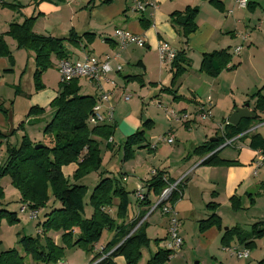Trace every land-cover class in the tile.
Returning <instances> with one entry per match:
<instances>
[{
  "label": "crops",
  "instance_id": "obj_1",
  "mask_svg": "<svg viewBox=\"0 0 264 264\" xmlns=\"http://www.w3.org/2000/svg\"><path fill=\"white\" fill-rule=\"evenodd\" d=\"M88 1L89 0H62L60 3L42 2L34 5L29 0H23L22 9L20 10V14L23 15L21 19L34 17L33 32L38 35L58 39H67L70 32L74 34L72 38H81L84 34L93 35L91 38H81L80 41H76L78 44L77 48L74 47L73 44L66 43L67 60H81L85 56L103 59L118 54V59L113 60L111 66L114 67L115 63L120 64L121 71L109 74L107 78L112 83L104 85L105 89L111 93L114 106L123 102V93L131 86L132 89L137 90L138 93L146 91L145 94L147 96H156L159 102L157 104L160 106L162 104L164 106V112L171 109V111L173 110L178 113L189 115L188 121L182 122V124L178 126H167L163 132L162 135H164V137L167 134L174 137L173 146H171V144L167 145L166 142L160 143L162 141L160 137L156 138L152 134L153 131H151L152 133L146 132L144 143L149 144V148H134L132 158L127 161H123L122 154L121 168L123 173L118 184L129 193V206L123 223L128 225L138 216L143 217L139 223L145 221L148 227L146 232L153 229L163 230L165 232L164 238L166 239L168 218L162 215L160 211H158L159 209L150 212L158 199L150 193L147 194L146 204H141L137 202L134 197V191L137 187L140 185L147 186L153 172L162 171L164 172V178L169 181L168 186L182 179L181 184H179L181 190L179 199L174 205V210L179 221V234L183 240V244H185V241L191 243L192 240V245L190 244L191 247L200 250V254L209 260V264H228L227 259L230 258L231 255H228V252L225 250L226 247H224L221 242V238L227 229L238 226L237 219L241 218V213L243 211L249 209H252L251 217L258 219L256 222L264 221L261 220L262 217H264V212L257 209L259 206L252 198V194H250L252 191L256 193L257 190L261 191L262 188L264 189V167L257 170L254 174L252 163L258 151H253L248 147V140L240 145V138L231 140L233 141L231 148L234 153H231L230 156L227 154V157H221V153L224 149L218 153L220 159L234 162L236 165H202L201 163L205 157L201 158L193 155L192 151L203 145L206 141H210L214 133L209 132L210 129L206 126V123L209 124L210 121L202 123L201 119L196 115V110L198 105L203 103L201 100L209 97L211 100V105L209 107V113L211 115L210 120L214 122L215 111L221 101L219 98L220 92L225 94V91H228L227 95L231 96L230 92L235 90L240 93L241 100H239L240 104H237V102L233 100L231 106L227 110L230 113L228 114L229 117L234 109L243 107L244 104H248V110L253 112L254 100H251L249 97L264 85V61L262 57L260 60L257 59L255 53L252 52H248L243 59L238 60L236 63H232L231 61L229 66L232 65L233 69H230L229 71L231 72L227 73V75L231 74V80L226 90H222L221 87L223 85L221 86L220 81L221 78L225 76V73H220L217 78H210L199 72V66L202 55L213 51L229 48V52L233 56V49L238 45L229 44L228 42L230 39L231 41L239 39L242 33L240 31L248 27L247 24H244L246 21V14L249 12L253 13L256 7L260 5L259 1L248 0L249 5L247 8L236 9L231 0H216L222 5L221 12L211 6L208 0H144L142 2L144 5L143 10H136L134 8L137 0H113L108 5L98 4V1H96V5L91 9L86 8ZM186 7L198 8V14L195 19L197 28L194 33L187 37L184 48L185 57L190 63V69L180 78L175 96H173L163 92L164 90L162 89H166L170 86L172 75L170 73V65L160 64L157 55V47L160 42H166L174 49H180L181 46L184 47L182 45V38L177 35L176 30L170 24L169 16L171 13L182 11ZM230 10H232V13L227 14ZM141 18L144 19V24L148 23L145 28L140 22ZM16 22H20V20ZM7 27L6 25L3 27L0 25V34H5ZM116 30H124L133 35L143 37L145 46L143 48L129 46L124 50H120L114 37V32ZM262 35L264 36V33H262ZM255 38L257 37L253 36L251 39L247 35L246 40L242 43H247L248 40V43H245L247 48L249 45H254L256 48L257 42H255ZM4 40L13 60V64L10 65L8 58H0V83H2V85H0L2 89L0 94V132L8 135V133L15 130L14 127L16 122L21 118L17 117L16 120V116H14V102L10 108L7 107V113L4 114V111H2L5 105L8 106V103H6V99L8 98H5V93L10 92L12 94L15 90L16 96L14 100L18 96H22L23 98L30 97L33 85L32 75L35 66L34 54L32 52L17 49L15 42L8 37H4ZM55 62L58 66L59 61L57 60L54 61V63L52 61L53 66ZM57 66L56 68L54 67L56 72ZM16 71H21L22 73L26 71V76L20 79L19 85L17 86L13 83ZM5 73H10V76H6ZM44 74L43 84L44 88H47L49 77L46 72ZM21 76H23V74H21ZM131 77H136L137 79H132ZM8 78L10 79L9 81H7ZM124 78H126V80ZM80 80L82 79L78 80V86L80 85ZM84 80L87 86L85 92H82V86L80 90V92L83 93L82 96L96 97V92L91 86V83L86 79ZM200 85L208 88L201 92L202 96L198 99L197 92ZM215 89H218V91L215 92ZM39 94L40 95H37V97L30 102L24 101L22 114L26 117L28 108L35 106L45 110L46 119L49 121L48 116L51 111H49L47 107L56 97V94H54L53 90L49 91L45 89H42ZM134 94L136 97L140 96V94L136 92H134ZM141 99L143 100V98ZM160 108H162V106ZM44 118L45 116L41 115L26 118L27 120H21L24 122V126L32 127L39 124L40 120H44ZM228 118H226V120H228ZM262 118H264V115ZM146 119L150 120L153 126H155V124L157 125L159 121L157 116H147L145 120ZM221 119L222 123L218 124L216 128H219L220 130L218 129V131L223 135L225 118L223 117ZM115 120L114 118V125L116 127L114 135L117 134L118 138L122 139L123 142L127 136L140 130L143 122L138 116H131V112L125 119H121L120 122ZM257 122L254 127L252 125L249 132L251 134H259L264 138V131L263 133L260 132L264 130V119ZM200 123L202 125H200ZM220 125L224 126L222 127ZM195 127H198V129ZM258 129L260 130L258 131ZM177 137H180L181 143L175 146L178 140ZM111 142H114L113 137ZM107 146L109 145L107 144L105 146L104 151L107 152L109 150L111 154L116 152L113 149H109ZM99 150L100 157H102V149ZM107 154L108 153H105V156H107ZM75 169L76 166L71 164L62 168V172L64 176L70 178ZM141 172L142 174H140ZM136 173H138L137 176H135ZM100 175L116 179L110 172L100 167L98 172L91 173V185L98 183L101 177ZM130 176H132L133 179L130 178ZM84 179L85 178H82L79 181L81 185H84L82 183ZM145 192H147L146 189ZM90 193L89 191L88 194ZM88 194L87 196H89ZM232 198L239 201L240 209L237 211H234L231 207ZM209 203L218 206L215 212L209 211L206 208ZM117 205L118 201L114 200L112 207L106 210L113 219H115L116 216ZM227 211L230 212V216L227 220H224L223 213ZM91 214L92 209L90 208L89 210V208H85V216L89 217ZM257 214H259V216ZM211 215H215L220 219L221 228L211 227L203 233H199L198 223L207 220ZM115 221L116 224L119 223V220L115 219ZM137 227L138 226H136L135 229ZM121 233L122 230H104L101 239L94 245L92 254L89 256L85 255L87 261L90 262L93 257L98 255L101 258L94 261V264H97L103 257L107 256L109 253L106 254L104 248L109 243L116 242ZM48 236L53 239L56 245L60 244L59 234L49 233ZM259 241L260 240L255 241L257 248H261ZM227 245L229 247L233 245L238 248H243L239 246L235 240L234 242L229 241ZM184 248L187 247L181 248L177 253L182 255L185 254ZM74 249L75 248L71 250ZM250 254L249 252V255ZM248 257L246 259H248ZM111 262L113 264H125L122 257H115ZM57 264L68 263H66L63 258ZM195 264L201 263L197 262Z\"/></svg>",
  "mask_w": 264,
  "mask_h": 264
},
{
  "label": "trees",
  "instance_id": "obj_2",
  "mask_svg": "<svg viewBox=\"0 0 264 264\" xmlns=\"http://www.w3.org/2000/svg\"><path fill=\"white\" fill-rule=\"evenodd\" d=\"M31 1L34 5L42 2H62V0ZM96 1L98 4L108 5L113 0H89L86 8H93ZM137 1L143 2L144 0ZM208 3L220 12L222 11V5L219 1L208 0ZM197 14V7H186L184 10L173 12L169 16L170 24L176 30L177 35L182 38V45L184 46L175 49V58L170 63L172 75L170 86L166 89L162 88L163 92L173 96H175L180 78L190 68L184 48L187 37L196 31L195 19ZM34 22V17L27 18L22 24H11L5 34H0V58H8L10 65L13 64L4 37L13 40L17 49L32 52L35 66L34 86L35 90L39 91L43 89L40 76L52 67L51 58L54 57L57 61L67 59L66 43L73 44L77 48L76 41H80L81 38H91L93 35L84 34L81 38H72L74 34L70 32L67 39L38 35L32 30ZM140 22L144 28L148 24L143 23V18L140 19ZM231 60L232 54L229 52V48L203 54L199 72L210 78H217L223 70L233 69L232 65L229 66ZM131 78L137 79L136 77ZM124 79L126 80V78ZM78 92V79L71 80L66 84L61 83L60 91L50 102L49 108L53 111V117L46 124L43 134L49 139L51 146L43 145L42 148L35 150L34 144L29 142L26 136L21 138L17 148L6 146V162L0 166V179L4 176L10 178L11 185L19 192L21 204L28 209L39 211L45 208L47 203L53 206V209L44 216V221L38 224L40 232L36 237L19 239L21 251L24 256L30 257L34 264H57L63 259L65 250L78 247L85 255L89 256L92 254L94 245L101 239L104 230H122L117 241L109 243L104 248L106 254H109L97 264H113L111 260L115 257H122L125 264H137L141 258V249L148 245L145 234L147 224L145 221L139 223L143 218L140 216L128 225L123 223L129 206V193L120 187L116 179L100 175V180L88 196L87 204L85 203L87 189L79 181L91 173L98 172L101 166L100 150L95 139L108 141L114 136L116 127L114 123L97 126L88 125L87 119L92 112L96 99L94 96H78ZM249 98L254 100L252 111L256 114L255 119H242L237 126L226 123L223 135L215 137L213 141H206L203 145L195 148L192 151L193 155L205 157L202 165H236L234 162L219 158L218 153L223 148L210 153L224 140L230 141L234 138L247 139L248 147L251 150L260 151L264 155V138L259 134H248V130L254 121L260 122L264 119L262 118L264 115V85ZM43 114V109L32 107L27 112L26 118ZM21 125L23 124L21 123ZM152 127V122L146 119L142 122L140 130L125 138L122 146L123 161L132 158L134 148H149V144H144L145 135ZM14 132L15 130L10 135ZM7 136L0 132V140ZM0 143L2 142L0 141ZM107 143L111 144L112 142ZM70 164H75L76 169L71 179H68L64 176L62 168ZM168 184L169 181L164 178V172H155L147 186H143L147 192H145L144 200L139 203L146 204L147 194L150 193L159 198ZM180 191V185L177 184L167 202L175 205L179 199ZM2 198L3 193L0 188V199ZM114 200L118 201L115 219L123 220L120 226H117L115 219L111 218L106 211L112 207ZM231 202L234 211L240 209L237 199L232 198ZM55 203L58 204L57 208L54 207ZM86 205L92 209V214L89 217L85 216ZM206 208L215 212L218 206L209 203ZM0 220H6L8 224H12L17 222V216L14 213L0 210ZM136 226L138 227L135 229ZM198 226L199 233H203L211 227L220 229L221 221L215 215H211L207 220L199 222ZM49 233L59 234V245H56L53 239L48 236ZM263 238L264 221H259L253 223L247 233H243L238 226L228 228L222 236L221 242L227 248L229 247L228 242L235 240L239 246L251 250L256 246L255 241ZM172 256L173 253L168 250H157L147 264H164ZM99 258L96 255L90 263ZM0 264H24L23 256L16 249L8 250L0 253ZM257 264H264V259Z\"/></svg>",
  "mask_w": 264,
  "mask_h": 264
},
{
  "label": "rangeland",
  "instance_id": "obj_3",
  "mask_svg": "<svg viewBox=\"0 0 264 264\" xmlns=\"http://www.w3.org/2000/svg\"><path fill=\"white\" fill-rule=\"evenodd\" d=\"M32 4L33 2L31 0H29ZM259 1V6L256 7L255 11L253 13H247L246 14V21L244 24H247V28H243V31L239 36V39L235 40V41H230L228 42L229 44H237V45H242L241 48V52L239 55H233L232 56V63H236L238 62V60L243 59L246 54L248 52H252L255 53L257 59H263L264 61V36L262 35V33H264V0H258ZM229 2V1H228ZM13 5H15L13 7ZM23 5V0H0V25H2V27L4 25L8 26L7 30L9 28V26L11 24H22L23 21L25 20L24 18H22V14H20V10L22 9L21 6ZM30 18V17H29ZM27 19V18H26ZM249 19V21H248ZM17 20H20V22H16ZM231 20V18H230ZM9 24V25H7ZM34 27V24H33ZM32 27V30H33ZM247 34L251 39L252 37H257L255 38V42H257V47L255 48L254 45H249V47L247 48L246 44L248 43H242L241 41V36ZM226 36V35H225ZM229 39V38H228ZM9 41V40H8ZM250 41V39H249ZM51 60L56 61L54 57L51 58ZM51 61V62H52ZM56 62L55 65L52 67L48 68L46 71L43 72V74L46 72L48 74L49 80H48V87L44 88V84H43V74L40 76V83L43 85V89L45 90H53L54 94H58V92L60 91V78L58 75V72H56ZM55 67V68H54ZM190 69V68H189ZM231 71H227L223 70L221 73H225V76H223L221 78V88L222 90H226L230 84V80H231V74L227 75V73H230ZM33 73H35V67H34V71ZM6 76H10V73H5ZM21 74H23V76H21ZM26 76V71L24 73H22L21 71H16L15 75H14V81L13 83L17 86L19 85V81L21 78H24ZM45 76V74H44ZM13 79V78H12ZM10 79L8 78L7 81H9ZM80 85H79V92H78V96H82V92H85V88L87 86L86 81L84 79L80 80ZM217 83V82H215ZM32 93L30 97H25L23 98L21 97H17L15 100V90L14 93H10V92H6L5 93V98L6 99V103H8V106H4L2 108V111H4L5 113H7V107L10 108V106L12 105V103L14 102L15 105V113L14 116H16V120L17 117L21 118L22 120H27L26 117H24V114H22V107L24 106V101L30 102L33 99H35L37 97V95H40V91H36L35 90V86H34V80H33V75H32ZM198 84V83H197ZM0 85H2V83H0ZM83 86V91L80 92L81 88ZM134 87H136L135 85H133ZM208 88V87H206ZM205 87L203 86H199V90L197 92V98L200 99L201 98V92H203L205 89ZM138 89V88H137ZM132 89L131 86L128 87V90L123 93L124 96H129V100L128 101H123L120 102V104L115 105L113 104L114 107V113H113V120L114 118L116 119L115 121L120 122L121 119H125L126 116H128V114L131 112V116L135 117L138 116L139 119L142 120V118H146L147 116H157L159 121L157 122V125L155 124V126H153L150 131L148 130L147 132H151L153 131V135L158 138H163L164 135L163 132L165 131V129L167 128V126H178L180 124H182V122H175L172 120H169L167 113H169L171 111V109L166 110V112H164L163 109V105L161 104L162 108H158V104L159 103L157 101V97L154 96H147L145 93L146 91H143L141 93H138L137 90ZM4 91V90H3ZM215 92L218 91V89L214 90ZM2 92V89L0 88V94ZM134 92H136L137 94H140L139 97H136V95L134 94ZM228 91H225V94H222L220 92L219 98H220V102L218 107L216 108L215 111V121L212 122L210 119L208 120H201L202 123H205L206 121H210L209 124L206 123V126L209 127V132L214 133L213 134V138H211V140H215V137H220V131H218L219 128H216V126H218V124L222 123V119L221 118H225L224 121V125H226V118L229 117L228 114H230L227 110L228 108L231 106V103L233 102V100H235L237 102V104L239 103L240 99V93L236 92L235 90H233L232 92H230L231 96L227 95ZM186 93V91H185ZM158 94V92H157ZM28 96V95H27ZM188 96L190 97V95L188 94ZM143 98V100L141 99ZM204 100H206L205 98L201 100V102H205ZM247 101V100H246ZM111 102L112 101L111 99ZM50 104V103H49ZM202 104V103H200ZM35 107V106H31L30 108ZM28 108V111L29 109ZM47 109H49V116L48 119L49 121L51 120V118L53 117V111L49 108V105L47 107ZM44 110V109H43ZM173 111V110H172ZM177 112V111H174ZM44 114H45V110H44ZM42 116H45L44 120H40V123L32 126V127H27L24 126V122L20 119L16 122V125L14 127L15 132L12 133L10 135V133H8V136L5 139L0 140L2 143H0V166H3V164L6 162V156H7V152H6V146H10V147H18L21 141V138L23 136L27 137V140L29 142H31L32 144H34V146L37 145H46V146H51L49 144V139L47 137H44L43 131L45 129L46 124L49 122L46 119V114ZM25 118V119H24ZM257 122V121H256ZM256 122H253L252 125L254 127V125L256 124ZM20 123V124H19ZM21 123L23 125H21ZM216 123V124H215ZM258 123V122H257ZM213 124H215L214 126H212ZM200 125H202L200 123ZM224 125H220V126H224ZM212 126V127H211ZM211 127V128H210ZM252 127V126H251ZM196 129H198V127H195ZM170 129V128H169ZM194 129V128H193ZM200 130V129H199ZM220 130V129H219ZM260 129H258L259 131ZM249 131V130H248ZM247 131V132H248ZM264 130H261L260 132L263 133ZM216 133V134H215ZM248 134H251L250 132ZM264 134V133H263ZM149 136V135H148ZM166 137V136H165ZM177 142L175 144V146L178 144L180 145L181 141H180V137H177ZM241 139V138H240ZM113 140L114 142L111 144H108L106 140L103 139H96L97 145L99 147V149H102V165L100 166L102 169H105L106 171L110 172L112 176H114L116 178V180L119 182L120 178L122 176L123 170L121 168V160H122V146H123V141L122 139L118 138L117 134L113 136ZM233 140V139H232ZM247 139H241L240 140V145L246 141ZM231 141V140H230ZM165 142V141H161L160 143ZM233 143V141H232ZM231 142L224 140L223 143L219 146H216V148L210 152H216L218 150L222 149V153H221V157H227L226 155L231 153H234L231 146L233 145ZM109 149H113L114 151H116L115 153L111 154L109 152V150L106 152L104 151L105 146L106 145ZM167 144V143H166ZM165 144V145H166ZM162 145V144H161ZM168 145V144H167ZM227 145V146H225ZM171 146H173L171 144ZM105 153H108L107 156H105ZM71 165V164H70ZM75 165V164H74ZM69 166V165H68ZM76 166V165H75ZM67 167V166H65ZM64 168V167H63ZM73 174V173H72ZM71 174V176H72ZM142 174V172L140 173ZM91 175V174H90ZM90 175L85 176L84 180L82 181V183L86 186L87 189V194L89 193V191L91 192L92 189L94 188V186L97 184H93L91 185V177ZM138 173L135 174V176H137ZM70 176V179H71ZM66 177V176H65ZM68 178V177H67ZM130 178H132V176H130ZM69 179V178H68ZM133 179V178H132ZM143 186V185H140ZM139 186V187H140ZM0 188L2 190L3 193V198L0 199V210L2 211H6L8 213H14L17 216V222H14L12 224H8L6 222V220H0V253L6 252L8 250H12V249H16L20 255L23 256V263L24 264H34L33 261L31 260L30 257L28 256H24V254L21 251V246L19 244V239L22 237H36V235L40 232V227L38 226L39 223H42L44 221V216L46 214H48L53 208L52 204L47 203L46 207L39 210L37 213V219H29L28 218V212L29 210L27 209V211L25 213H20L19 210L22 206L21 202H20V195L19 192L11 185V181L10 178L8 176H4L0 179ZM168 188V187H167ZM250 194H252V198L254 199V201L256 202V204L259 206L257 209H260L264 212V189L262 188L261 191H252ZM90 195V194H88ZM153 195V194H152ZM154 196V195H153ZM158 199V197H156ZM88 202V196H86L85 199V203L87 204ZM254 206V204H253ZM252 206V207H253ZM55 208L58 207V204L55 203ZM251 207V208H252ZM85 208H89L90 207L88 205L85 206ZM159 211V210H158ZM230 212H225L223 213V218L224 220H227V218H229ZM263 214V213H261ZM259 216V214H257ZM252 216V209L247 210V211H243L241 213V218L237 219L238 222V226H240L242 228L243 233H247L251 227V224H253L254 222H256L258 219H255V217H251ZM251 220V221H249ZM261 220H264V217H262ZM123 220H119L118 226L121 225V222ZM125 221V219H124ZM251 222V223H250ZM148 227L145 228V234L146 237L148 239V245L146 247H143L141 249V258L138 261L137 264H147L148 260L150 259V257L155 254L157 252V250H166L165 247V232L163 230H150L147 231ZM107 231V230H105ZM231 242H234V240H232ZM260 244H261V248H257V244L256 246L249 250V252L251 253L248 257V259H242V260H236L235 258H233L232 256H230V254L228 253V255L230 256V258L227 259V263L228 264H257L262 258H264V238L260 239ZM192 245V240L191 243H189L188 241H185V244L182 245L181 248L183 247H187L184 248L185 249V254H178L177 250L174 255L170 258V260L164 264H195L197 262H200L201 264H209V260L200 254V250L194 249L191 247ZM191 247V248H190ZM237 246H233L231 245V248H236ZM180 248V249H181ZM257 248V249H256ZM255 251V252H254ZM63 258L64 261L68 264H94L90 263L89 261H87V258L85 256V253L82 252L81 249H79L78 247L75 248L74 250L68 249L65 250L63 253ZM249 254V253H248ZM228 256V257H229ZM259 256V257H258ZM101 258V257H100ZM99 258V259H100Z\"/></svg>",
  "mask_w": 264,
  "mask_h": 264
},
{
  "label": "built area",
  "instance_id": "obj_4",
  "mask_svg": "<svg viewBox=\"0 0 264 264\" xmlns=\"http://www.w3.org/2000/svg\"><path fill=\"white\" fill-rule=\"evenodd\" d=\"M233 6L236 9H245L248 6V0H231ZM154 7V6H153ZM134 8L136 10H143L144 5L142 2L136 1ZM232 10L228 11L227 14H231ZM114 37L117 42V46L120 50H124L129 46H136L139 48H143L145 46V40L143 37L138 35H133L124 30H116L114 32ZM247 38V35L241 36V41L244 42ZM241 45L234 47L233 55H238L241 52ZM157 55L160 64L170 65L176 55V50L166 42H160L157 47ZM118 54L113 57H105L103 59H98L95 57L85 56L81 60H61L57 66V72L60 78V83L66 84L74 79H86L94 91L96 92V103L92 108V112L87 119V123L90 126H97L103 124H113V113L114 107L111 102V93H109L104 85L107 83H112L107 76L111 73H118L121 71V65L116 64L115 66H111V62L113 60L118 59ZM123 101H128L129 96H123ZM211 105L210 98H206L205 102L198 105L196 110V115L201 120H208L211 118L209 113V107ZM161 106L158 105V108ZM167 113V112H166ZM169 120L175 122H186L189 120V115L178 113L174 111H170L167 113ZM160 140L165 141L167 144H172L174 141V137L170 134H167L166 137L160 138ZM112 138L108 140L111 142ZM231 142V141H229ZM254 174L257 170L264 167V155L258 151L256 158L253 163ZM153 172L152 174H154ZM181 180H178L174 184H171L166 188L159 196L157 203L151 208L150 212L155 209H159L160 213L168 218V232L167 237L165 239V247L166 250L172 252L173 254L180 250L183 245V240L179 234V221L176 217V212L174 210V205L167 202L171 192L176 188L177 184H181ZM134 197L137 202H141L145 198V188L137 187L134 191ZM27 207L22 205L19 212L25 213L27 211ZM28 218L29 219H37L38 211L28 209ZM225 250L235 259L241 260L246 259L248 257L249 250L246 248H231L227 247ZM104 258V257H103Z\"/></svg>",
  "mask_w": 264,
  "mask_h": 264
},
{
  "label": "water",
  "instance_id": "obj_5",
  "mask_svg": "<svg viewBox=\"0 0 264 264\" xmlns=\"http://www.w3.org/2000/svg\"><path fill=\"white\" fill-rule=\"evenodd\" d=\"M256 115L248 110V104H244L243 107H239L234 109L232 114L227 120V124L232 125V126H237L242 119H249V120H254ZM145 118H142V121H144ZM211 141V140H210ZM42 148L41 145L34 146L35 150H38Z\"/></svg>",
  "mask_w": 264,
  "mask_h": 264
}]
</instances>
